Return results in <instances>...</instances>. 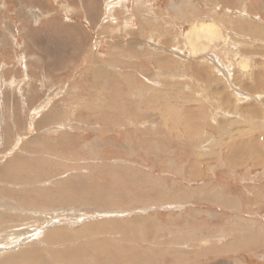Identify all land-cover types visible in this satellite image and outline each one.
<instances>
[{
  "label": "rangeland",
  "instance_id": "obj_1",
  "mask_svg": "<svg viewBox=\"0 0 264 264\" xmlns=\"http://www.w3.org/2000/svg\"><path fill=\"white\" fill-rule=\"evenodd\" d=\"M185 1L0 0V264H264V0Z\"/></svg>",
  "mask_w": 264,
  "mask_h": 264
},
{
  "label": "bare ground",
  "instance_id": "obj_2",
  "mask_svg": "<svg viewBox=\"0 0 264 264\" xmlns=\"http://www.w3.org/2000/svg\"><path fill=\"white\" fill-rule=\"evenodd\" d=\"M183 5H186V8L188 7V5L192 7V5L189 3V0H186L185 4L182 3L179 7H183ZM170 7L174 9V12H176L177 16L184 17L186 11L183 10L185 9L182 10L179 7H173V4H171ZM218 34V28L215 27L214 24L201 22L199 25H193L185 33L184 38L187 41L189 47L191 48L192 54H197L200 51H206L207 49L206 46L200 43H203L206 40L210 44L218 39ZM1 41H3V38L1 39Z\"/></svg>",
  "mask_w": 264,
  "mask_h": 264
},
{
  "label": "crops",
  "instance_id": "obj_3",
  "mask_svg": "<svg viewBox=\"0 0 264 264\" xmlns=\"http://www.w3.org/2000/svg\"><path fill=\"white\" fill-rule=\"evenodd\" d=\"M175 2V1H174ZM200 2V0H199ZM203 2H206L205 0ZM228 2L230 3V6L233 7V0H228ZM208 3H211V4H216L218 5L217 8L214 7V10H218V8L220 9V6L219 4L222 3V0H208ZM233 11H235V9L233 8ZM213 13V12H212Z\"/></svg>",
  "mask_w": 264,
  "mask_h": 264
},
{
  "label": "water",
  "instance_id": "obj_4",
  "mask_svg": "<svg viewBox=\"0 0 264 264\" xmlns=\"http://www.w3.org/2000/svg\"><path fill=\"white\" fill-rule=\"evenodd\" d=\"M66 13H69L68 9L66 10Z\"/></svg>",
  "mask_w": 264,
  "mask_h": 264
}]
</instances>
